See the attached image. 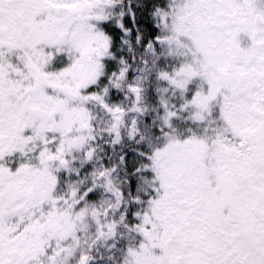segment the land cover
Masks as SVG:
<instances>
[{"label": "snow or ice", "instance_id": "6c2138e0", "mask_svg": "<svg viewBox=\"0 0 264 264\" xmlns=\"http://www.w3.org/2000/svg\"><path fill=\"white\" fill-rule=\"evenodd\" d=\"M0 264H264V0H0Z\"/></svg>", "mask_w": 264, "mask_h": 264}]
</instances>
